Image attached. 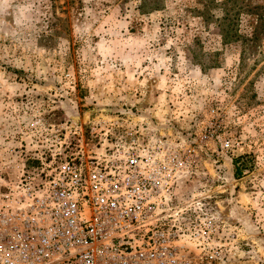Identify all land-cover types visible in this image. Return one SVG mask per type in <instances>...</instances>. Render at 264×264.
I'll return each instance as SVG.
<instances>
[{
	"label": "rangeland",
	"instance_id": "374dc122",
	"mask_svg": "<svg viewBox=\"0 0 264 264\" xmlns=\"http://www.w3.org/2000/svg\"><path fill=\"white\" fill-rule=\"evenodd\" d=\"M127 115L193 149L181 264H264V0H0L1 213L71 128Z\"/></svg>",
	"mask_w": 264,
	"mask_h": 264
},
{
	"label": "built area",
	"instance_id": "2783aa9c",
	"mask_svg": "<svg viewBox=\"0 0 264 264\" xmlns=\"http://www.w3.org/2000/svg\"><path fill=\"white\" fill-rule=\"evenodd\" d=\"M127 116L91 124L89 137L71 128L75 150L61 157V142L38 184L18 187L24 206L0 212V264H181L170 212L193 149ZM194 236L203 247L204 231Z\"/></svg>",
	"mask_w": 264,
	"mask_h": 264
},
{
	"label": "trees",
	"instance_id": "16d2710c",
	"mask_svg": "<svg viewBox=\"0 0 264 264\" xmlns=\"http://www.w3.org/2000/svg\"><path fill=\"white\" fill-rule=\"evenodd\" d=\"M239 160H241V158L239 159ZM238 160V161H239ZM238 161H236V174L237 175H239L240 173H241V167H242V163H240V162H238ZM238 162V163H237Z\"/></svg>",
	"mask_w": 264,
	"mask_h": 264
}]
</instances>
